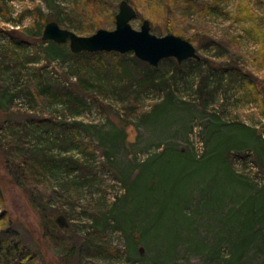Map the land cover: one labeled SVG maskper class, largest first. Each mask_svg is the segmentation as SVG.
<instances>
[{
    "label": "rangeland",
    "instance_id": "obj_1",
    "mask_svg": "<svg viewBox=\"0 0 264 264\" xmlns=\"http://www.w3.org/2000/svg\"><path fill=\"white\" fill-rule=\"evenodd\" d=\"M120 1L0 0V51L11 42V32H17L15 38L23 39L25 57L41 58L25 62L24 76L35 78L34 73L39 71L63 84L74 82V58L52 60L45 69H37L44 67L46 52L43 48L38 51L35 37H19L21 30L34 27L35 31L38 21L46 24L50 20L85 36L99 28L114 29ZM170 2L175 6L172 18H168L167 5L162 0H141L139 7L133 5L137 10L136 18L131 20L133 28L140 29L148 19L151 31L163 36L168 33L165 26L171 22L183 30L179 35L196 46L201 59L207 60L202 65L187 62L181 70L165 63L162 68L166 78L145 88L136 105L127 98L126 89L111 88L97 100L89 98L91 107L78 117L69 115L68 123L101 124L98 135L85 131L81 124L83 135L93 139V171L86 176L78 170L67 173L65 166L57 169L55 165L60 163H53L56 169L48 177L41 175L33 180L38 186L49 181L52 187L57 185L55 198L48 204L32 193L30 181L17 166H11L16 174L10 173L2 146L6 130L1 126L21 123L26 119L25 112L50 119L58 107L37 102L31 107L22 97H0V212L6 211L12 219L11 231L21 232L24 239L40 249L37 264H234L235 259L239 264H264V228L255 223L258 220L254 217L261 204L264 208V171L255 159L252 140L245 143V150L232 151L236 178L232 183L225 180L224 189L221 181H213L210 174L203 181L196 177L188 196L179 195L174 185L165 187L170 181L159 189L155 185L157 174L149 180L145 172L134 179L145 159L168 146L189 153H214L216 137L209 133L213 121L221 129L238 121L264 128V0ZM39 9L48 20L43 19ZM21 14L22 21L15 22ZM65 44L69 46V42ZM129 53L134 55L126 54ZM14 64L12 60L10 66ZM9 75L11 71L6 77ZM98 75L106 82L115 76L109 70H100ZM206 75L203 99L199 88ZM161 100L165 102L160 109L162 115L140 118L142 112H149ZM60 127L63 125L55 130L60 131ZM49 128H42V136L47 138L43 144L39 145L34 136L25 137L24 142L38 149L49 143L54 145V151L48 153H57L60 143L52 144L55 131ZM38 157L44 159L42 155ZM13 163L21 164L18 159ZM125 175L128 187L121 179ZM69 184L74 188L69 190ZM51 210L55 216H66L68 226L61 227L64 242L50 236L48 240L46 236L50 228L46 218ZM90 211H102L99 224ZM145 229L144 237L137 239L135 235L141 236ZM88 234L104 246L93 258L83 246Z\"/></svg>",
    "mask_w": 264,
    "mask_h": 264
},
{
    "label": "trees",
    "instance_id": "obj_2",
    "mask_svg": "<svg viewBox=\"0 0 264 264\" xmlns=\"http://www.w3.org/2000/svg\"><path fill=\"white\" fill-rule=\"evenodd\" d=\"M130 1L129 2L136 7L140 6L141 0ZM145 1L147 2L150 0ZM162 1L164 5H167L168 18H172L170 14L174 15L175 6L171 4L170 0ZM8 9L9 8L7 7V12ZM39 12L44 20H48V16L42 14L40 9ZM112 12L114 13V11ZM23 16L24 15L21 14L15 22H21L24 18ZM38 22L39 25L36 23L35 31L33 30L34 27H26V29H22V32H20L21 34H19V37L21 35L25 37H35L39 44L38 51L40 48H43L46 52V62L44 63V67H38L37 69H45V67L48 66V62H51L52 60H62L64 58L67 59L72 57L74 58V62L71 64V67L77 70L76 72H73L77 79L74 82L63 84L53 75L48 79L43 72L39 71L35 72L36 74L34 73L36 79L31 76H24L23 70L26 68L24 65L25 62L34 63L41 58H37V56L26 58L24 55L25 48L23 39H21V41L17 40L15 38V33L17 32H11V42L6 45L7 47L4 48L3 52L0 51V90H2L0 97L2 99L8 98L9 100L22 97L28 101L31 107H35V105L31 103L37 102L41 105L50 104L55 108L58 107L60 110L57 112L58 109H56L50 119L41 116L40 113L39 115H32L25 112L24 115L26 116V119L21 123L18 122L9 127L2 124L1 129L6 130L4 138L6 139V143L2 146L5 147L3 155L4 158L7 159L6 162L9 164L8 168L10 169V173L12 174L15 172L16 174L13 167L17 166L22 172L24 178L26 177V179L30 181L32 193L36 197H39L40 200L43 199V202L46 201V204H48L53 198H55V193L57 191L54 187L57 185L52 187L49 181L47 184H41V186H38L33 183L34 179L39 178L41 175L48 177L51 171L56 168L61 169L64 166L67 173L78 170L84 176L93 171L92 162L94 161V157L92 152L94 153L95 150V147L92 145L93 139L85 137L81 128L83 126L85 131H92L91 133L98 135L99 132H101V124H86L80 121L68 123L67 118L69 115L78 117L91 107V102H89L90 99L97 100L98 97H101V94L109 91L111 88L116 89L115 91L126 89L125 92L127 93V98L130 102H134L136 105L138 104L137 99L141 96V92H143L145 88L156 86L162 83L163 79L166 78L167 72H164L162 68L165 63H170L181 70L187 62H194L198 65H202L207 59L197 60L189 58L182 62H178L176 58L169 57L161 60L159 65L155 67L130 53L126 54L116 51H82L75 54L71 52L69 46L65 43H57L53 40H43L42 33L45 23L43 21ZM165 29L166 31L173 32L177 35H182L183 33V30L179 29L178 26H175V24H172L171 22L165 26ZM106 56H110L111 58ZM12 60L15 62L14 67L10 66ZM100 70H104L105 72H108L109 70L110 73H113L115 76L112 79L108 77L106 82L104 78L99 77L98 73ZM9 71H11V75L6 77ZM207 79V75L202 78V83L199 88V92L203 96V99H205L204 87L206 86ZM132 81H134L136 85H132ZM129 82L130 84L127 85ZM132 86H137L138 88L134 89ZM164 105L165 102L162 100L155 102L152 105V110L149 112H142L140 118H157L163 114L160 109H163ZM27 110L33 111L30 107H28ZM65 110L68 112L70 111V113H66ZM58 117H60V120L56 121ZM213 123V127L210 129L209 133L216 137L214 144L212 145L213 150L216 148V151L214 153H209L210 156L204 153H189L183 149L168 146L167 148H162L159 154L149 156L145 159L134 179L142 177V174L145 172H147L146 179L149 178V180L150 176L154 177V174H157L159 177L156 179L157 183L155 185L159 189L161 187L163 188L164 182L170 181L165 187L170 188L174 185L179 188V195L188 196V191L195 178L199 177L198 180L203 181L202 178H205L207 174H210L213 181H221L220 186L224 189V184L227 183L225 180L232 183L236 178L234 174L235 159L232 157L233 152L236 150H245V143L249 140H252L254 143L253 151L255 159L259 161L258 164L264 171V128L256 129L245 122L238 121L237 123H233L227 129H221V127L218 126V123H215L214 121ZM61 125H63V127H60L62 129L56 131L55 129ZM45 126H50L49 131H55L54 135L51 136L52 144L58 145V143H60L58 147L61 149L57 153H54L55 155H50L48 153V151H54V145H49L48 143V146L45 144L38 149L33 146H28L26 145V142H24L25 137L34 136L37 138V143L39 145L43 144V140L47 139L42 136V128ZM59 132L60 134H64L65 137L62 138ZM35 145L36 142L34 146ZM73 150H80L81 152L80 154H77L73 152ZM40 155L44 157L42 161L38 157ZM17 159L20 161L21 167L13 163V160ZM56 162H59L60 164L55 165L56 168L52 167V164H56ZM12 165L13 167L11 168ZM121 179L125 182L126 187H128V179L126 175ZM68 187L69 190L74 188L70 184ZM262 190L264 191V188ZM0 203H3L1 192ZM262 205L263 204L260 205L258 212L254 214V217L258 220L255 221V223L257 222L261 228H264V213H262L264 208ZM54 213L55 211L51 210V214L47 215V225L50 228L49 233L46 234V236L48 240H50L48 237L50 236L51 238L59 240V242H64L61 237L63 235L61 231L62 229L56 222V216ZM91 214L93 215L95 223L99 224L100 220L103 218L102 211H92ZM252 217L253 215L251 214L250 218ZM11 227L12 219L7 216L6 211L0 212V264H37L36 261L39 260L40 249L35 248L30 242L24 239L21 232L17 230L11 231ZM144 233H147L146 229L141 236H135L139 239L142 236L144 237ZM91 235L92 234L87 235L83 246L86 250L92 253L90 258H93L95 255H98L95 252H101L100 249H103L102 247L104 246H101L100 241L96 242L95 238ZM107 258L108 257H104L106 261H108ZM82 259L84 260L86 258L82 257ZM87 260L89 261V259ZM234 264H239V260L235 259Z\"/></svg>",
    "mask_w": 264,
    "mask_h": 264
},
{
    "label": "water",
    "instance_id": "obj_3",
    "mask_svg": "<svg viewBox=\"0 0 264 264\" xmlns=\"http://www.w3.org/2000/svg\"><path fill=\"white\" fill-rule=\"evenodd\" d=\"M136 16V8L128 0H121L115 15L114 29L99 28L93 34L85 36L50 20L45 24L42 39L57 43L69 42V48L75 54L82 51L133 52L137 58L155 67L161 60L169 57L176 58L178 62L189 58L201 59L196 46L189 39L173 32L158 36L151 31L152 26L148 19L143 21L140 29L133 28L131 20ZM56 222L60 227L68 226L63 214L56 216Z\"/></svg>",
    "mask_w": 264,
    "mask_h": 264
}]
</instances>
